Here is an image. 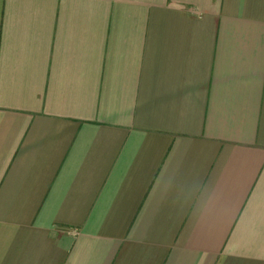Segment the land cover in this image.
Masks as SVG:
<instances>
[{"label": "crops", "instance_id": "1", "mask_svg": "<svg viewBox=\"0 0 264 264\" xmlns=\"http://www.w3.org/2000/svg\"><path fill=\"white\" fill-rule=\"evenodd\" d=\"M0 264H264V0H0Z\"/></svg>", "mask_w": 264, "mask_h": 264}]
</instances>
